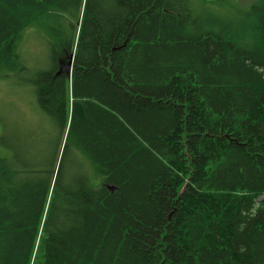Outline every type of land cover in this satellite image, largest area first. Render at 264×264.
I'll return each instance as SVG.
<instances>
[{
    "label": "trees",
    "instance_id": "16d2710c",
    "mask_svg": "<svg viewBox=\"0 0 264 264\" xmlns=\"http://www.w3.org/2000/svg\"><path fill=\"white\" fill-rule=\"evenodd\" d=\"M227 1L0 0V76L29 29L52 62L48 121L0 120V264H264V0Z\"/></svg>",
    "mask_w": 264,
    "mask_h": 264
},
{
    "label": "rangeland",
    "instance_id": "374dc122",
    "mask_svg": "<svg viewBox=\"0 0 264 264\" xmlns=\"http://www.w3.org/2000/svg\"><path fill=\"white\" fill-rule=\"evenodd\" d=\"M253 1L228 0L220 7L207 3H198L195 10L204 17L210 14L217 15L220 11L226 9L236 20H242L240 18L246 15L247 9ZM235 2L239 7H237ZM25 34L22 51L27 57L29 56L30 59H33L30 62L31 71L19 75L9 73L7 76H0V120L10 121L13 124L20 123L24 126L25 131L28 132L34 130L38 122L48 121V117L38 105L36 86L31 81L35 79L36 73L34 69L46 70L52 65V62L49 57L50 50L48 44L45 43L43 34L35 29H29ZM67 66L69 67V65ZM2 127H4L3 122L0 123V128ZM7 131L10 130L7 129ZM6 134L9 137L10 134ZM9 140L12 142L11 138Z\"/></svg>",
    "mask_w": 264,
    "mask_h": 264
},
{
    "label": "water",
    "instance_id": "95a60500",
    "mask_svg": "<svg viewBox=\"0 0 264 264\" xmlns=\"http://www.w3.org/2000/svg\"><path fill=\"white\" fill-rule=\"evenodd\" d=\"M68 68H69V67H68L67 65H65V66L62 68L61 72H65Z\"/></svg>",
    "mask_w": 264,
    "mask_h": 264
}]
</instances>
